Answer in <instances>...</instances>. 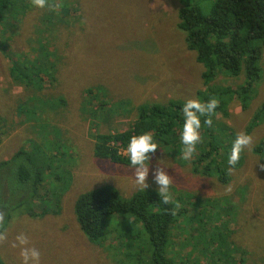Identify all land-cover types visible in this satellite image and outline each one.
<instances>
[{
	"label": "rangeland",
	"instance_id": "374dc122",
	"mask_svg": "<svg viewBox=\"0 0 264 264\" xmlns=\"http://www.w3.org/2000/svg\"><path fill=\"white\" fill-rule=\"evenodd\" d=\"M55 2L61 7L50 11L34 7L31 0H13L0 23V163L9 160L8 197L0 190V211L7 215L0 260L22 264L20 247L12 245L24 234L28 247L40 251V264H146L139 254L143 250L150 258V243L141 247L134 242L129 250L120 240L118 249L112 246L117 239L111 242L116 233L106 242L108 250L91 243L77 223L76 200L105 184L126 197L141 190L134 169L94 155L97 134L127 130L142 105L196 98L209 85L205 67L179 26L181 0ZM194 4L208 13L212 0ZM214 80L220 87L243 83L226 74ZM263 102L264 59L261 81L247 107L233 99L227 114L215 116L218 127H228V133L218 137L220 168L205 175L204 161L196 172L193 162L199 150L184 161L180 153L158 148L148 162L146 189L157 191L152 169L161 161L173 180V200L187 207L172 226L169 255L174 258L175 253L174 263L264 264V152L253 151L264 140V121L249 129ZM14 114L27 118L20 121ZM238 132L251 135L254 143L241 153L226 183L220 175L228 170ZM18 152L23 160L14 159ZM30 162L32 172L42 178L37 192H25ZM21 164L25 177L19 176ZM57 167L67 186L55 180ZM229 185L233 190L226 194ZM56 206L58 213L40 214ZM126 229L122 225L120 230ZM203 247L207 250L201 251Z\"/></svg>",
	"mask_w": 264,
	"mask_h": 264
},
{
	"label": "trees",
	"instance_id": "16d2710c",
	"mask_svg": "<svg viewBox=\"0 0 264 264\" xmlns=\"http://www.w3.org/2000/svg\"><path fill=\"white\" fill-rule=\"evenodd\" d=\"M181 2L179 26L186 31L187 46L196 52L197 60L205 67L204 78L206 82L209 81L206 89L198 91L196 99L206 103L211 97H216L220 101L212 116L211 127L203 125L206 117H201V142L197 145L199 155L196 161L193 159V163H196V172H199L198 165L206 161L203 173L210 175L213 167L218 169L223 165L219 157L218 137L228 133L225 132L228 127L216 125L215 116L218 112L227 114L229 101L233 99L240 100L243 108L247 107L255 93L256 85L261 81L264 59V0H212L208 13H205L199 4H194V0H181ZM12 4L13 0H0V23L5 20ZM220 74H226L237 79L238 83L240 81L243 83L235 87L229 85L222 88L214 80ZM23 76L25 77L26 74L23 73ZM212 80L214 81L210 84ZM184 103L172 99L165 104L153 103L140 106L137 108V117L133 125L127 130L97 134L94 155L129 167V157L123 154L122 150L127 148L133 135L144 132H151L154 142L169 154L180 153L183 148L180 143V132L184 123L181 111ZM263 121L264 102L251 120L249 129ZM253 151L262 154L264 140L255 146ZM20 156L21 152H18L14 159ZM212 156L215 158L212 159ZM8 161L0 163V190H4L1 192L5 193L6 197L9 193L8 181L5 179V167ZM261 163L264 165V157ZM32 165L30 162L27 166L26 184L30 185L26 187L25 192H37L42 182L40 175L32 172ZM24 168L25 165L21 164L20 177L26 175ZM58 169L57 167L53 172L55 180H63L62 185L67 186L66 177ZM220 180L226 183L229 181L227 171L221 173ZM173 201L174 203L169 205L163 204L158 192L152 189H141L132 196L126 197L115 186L105 184L81 193L76 200L75 214L83 234L91 243L97 244L104 250L111 248L106 242L114 235L113 233H116L111 241L113 243L117 239L113 247L121 248L123 243L118 244L120 240L126 243L129 250L134 242H140L141 247L145 243H150L153 249L150 258L144 256L143 250L139 254L142 259L147 260L146 264H176L173 261L175 253H173L174 258L169 255L172 246V226L181 215L186 213L187 207H180L176 210V214L172 215L170 210L175 208V200ZM19 205L22 206L21 201ZM58 211V206L50 211L46 207L40 214L58 213ZM31 212L33 214V209ZM6 218L7 215L4 220ZM122 225L127 227L125 232L120 230ZM207 225L214 226L209 223ZM5 227H1L0 231ZM200 232L201 229H198L197 236ZM206 250L204 247L201 248V251ZM242 257L244 255L240 254V260ZM0 264L4 263L0 260Z\"/></svg>",
	"mask_w": 264,
	"mask_h": 264
},
{
	"label": "clouds",
	"instance_id": "9594fccd",
	"mask_svg": "<svg viewBox=\"0 0 264 264\" xmlns=\"http://www.w3.org/2000/svg\"><path fill=\"white\" fill-rule=\"evenodd\" d=\"M34 7L44 9L49 8L50 11H56L61 7L59 3L52 0H31ZM220 101L216 97H211L209 101L201 102L196 98H189L182 106V114L184 123L180 132V143L183 145L180 156L184 161H191L197 151V145L201 142V117H206L203 125L211 127L213 125L212 116L215 114ZM253 137L245 132H238L233 141L230 155L227 158L228 174L235 171V166L239 163L241 153L248 149L251 150L253 146ZM159 148L158 144L154 142V137L151 132H144L139 135H133L130 142L125 149V154L128 155L130 164L129 167L134 169L135 183L141 189L149 187L147 179L149 176L150 162L153 154ZM264 168V165H261ZM153 182L157 186V192L161 201L165 205L174 203L170 188L172 186V177L167 173L161 161H157L156 166L152 169ZM232 187L229 185L225 192L231 193ZM181 207L178 201H175V208L171 209L172 215L176 214V210ZM5 214L0 211V227H3ZM7 240L6 232L0 231V244ZM18 243H14L13 247H20V257L22 264H40L41 253L36 247H28L29 239L26 235L20 234L16 237Z\"/></svg>",
	"mask_w": 264,
	"mask_h": 264
},
{
	"label": "crops",
	"instance_id": "0c3cea01",
	"mask_svg": "<svg viewBox=\"0 0 264 264\" xmlns=\"http://www.w3.org/2000/svg\"><path fill=\"white\" fill-rule=\"evenodd\" d=\"M18 109H20V106H18ZM20 113V112H19ZM20 116V121H22V120H24V119H26L27 117L24 115V114H20V115H18V116H16L15 114H14V117H15V119L17 118V117H19ZM18 120V119H17ZM19 121V120H18ZM19 121V122H20Z\"/></svg>",
	"mask_w": 264,
	"mask_h": 264
}]
</instances>
